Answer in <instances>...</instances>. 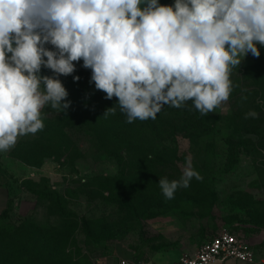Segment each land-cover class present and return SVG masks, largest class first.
I'll list each match as a JSON object with an SVG mask.
<instances>
[{"label": "rangeland", "instance_id": "obj_1", "mask_svg": "<svg viewBox=\"0 0 264 264\" xmlns=\"http://www.w3.org/2000/svg\"><path fill=\"white\" fill-rule=\"evenodd\" d=\"M260 53L259 58L249 53L233 68L232 94L210 113L211 128L170 133L156 121L153 134H137L120 155L103 150L95 131L84 128L88 116L98 112L90 110L87 96L99 93L100 107L106 100L90 83L91 70L82 60L68 76L42 67L40 75L61 80L70 101L67 110L81 125L47 105L43 130L19 137L14 147L0 152V264L170 258L190 254L225 228L261 249L264 47ZM250 110L258 117L245 119ZM96 120L92 125H104ZM188 159L203 179L193 178L167 200L159 179L178 180Z\"/></svg>", "mask_w": 264, "mask_h": 264}, {"label": "clouds", "instance_id": "obj_2", "mask_svg": "<svg viewBox=\"0 0 264 264\" xmlns=\"http://www.w3.org/2000/svg\"><path fill=\"white\" fill-rule=\"evenodd\" d=\"M261 47L264 0H0V152L43 130L45 106H70L61 80L42 67L68 76L82 60L90 83L132 123L188 101L203 116L214 112L232 94L233 68ZM193 178L203 179L188 159L178 180L159 186L171 200Z\"/></svg>", "mask_w": 264, "mask_h": 264}, {"label": "trees", "instance_id": "obj_3", "mask_svg": "<svg viewBox=\"0 0 264 264\" xmlns=\"http://www.w3.org/2000/svg\"><path fill=\"white\" fill-rule=\"evenodd\" d=\"M91 84L95 86L94 83ZM99 96V93H94L88 95L87 97L90 101V110L97 107L96 110L100 112L104 125L99 126V124H93L94 127H92V123L98 122L96 118L102 122L101 117L99 118V114L97 112L95 117H92L91 115L88 116L86 120V122H88L84 128L87 127L88 129L95 131L94 133H96L99 137L101 148L113 155H120L121 152L125 151V149H123V145L126 146L130 143H134L135 136L137 134H153L155 129L158 128L156 121L164 124L166 126L164 131L170 133L175 132V129H179L184 133H192L195 130L203 128L209 129L212 127V122L209 120L210 113L207 116L201 115L194 108L191 101H188L186 105L180 109L173 108L171 106L166 109V106L169 105H165L158 113L159 116L153 120V123L151 122V119L146 121L135 120L132 123H127V116L121 111L119 105L117 104V98L114 97L112 100L106 99L104 103H102L104 106L100 107L98 102L100 98ZM112 107L115 109L114 113L109 111L104 120L103 117L105 112ZM163 109H165V111ZM179 110V113L182 114V118L177 114V111ZM62 114L65 115V119H68L71 124L81 125L73 112L66 110L64 112L62 111ZM164 120H168L169 124L164 123ZM19 144L22 143L19 142Z\"/></svg>", "mask_w": 264, "mask_h": 264}, {"label": "built area", "instance_id": "obj_4", "mask_svg": "<svg viewBox=\"0 0 264 264\" xmlns=\"http://www.w3.org/2000/svg\"><path fill=\"white\" fill-rule=\"evenodd\" d=\"M237 260L255 262L257 253L252 243L228 229L205 241L193 254H184L171 264H211L216 260ZM122 264H151L145 260H123Z\"/></svg>", "mask_w": 264, "mask_h": 264}, {"label": "crops", "instance_id": "obj_5", "mask_svg": "<svg viewBox=\"0 0 264 264\" xmlns=\"http://www.w3.org/2000/svg\"><path fill=\"white\" fill-rule=\"evenodd\" d=\"M239 236L245 238L247 241H249L250 243L253 244V242L251 240L247 239L244 235L240 234ZM212 237H214V236H212ZM200 246H198L196 249H194L192 252H190L189 255H193L199 249ZM254 248H255L256 253H257V260L255 262H248V261L237 260L235 258H230V259H227L224 261L223 260H216V261L212 262L211 264H264V246L260 247L261 249H259L257 246H255ZM184 254H185L184 252H179V253L172 255L170 258L155 257L152 260H145V261H148L151 264H171V263L177 262L179 260V258Z\"/></svg>", "mask_w": 264, "mask_h": 264}]
</instances>
